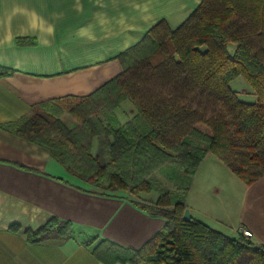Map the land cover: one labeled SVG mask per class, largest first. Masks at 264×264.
Masks as SVG:
<instances>
[{
  "label": "trees",
  "instance_id": "obj_1",
  "mask_svg": "<svg viewBox=\"0 0 264 264\" xmlns=\"http://www.w3.org/2000/svg\"><path fill=\"white\" fill-rule=\"evenodd\" d=\"M122 58L121 76L90 96L34 107L11 127L13 134L108 192H153L159 184L150 177L166 167L173 169L170 175L192 179L208 154L247 186L264 178V0H202L177 30L160 22ZM13 74L0 67V77ZM238 77L257 103L242 102L231 89ZM126 100L137 109L126 127L102 130L94 123L93 116L112 114ZM66 113L74 125L62 120ZM102 134L106 164L93 155V140ZM188 192L182 185L173 193L164 190L161 209L151 213L167 221L165 228L139 251L106 246L111 263L264 264V245L184 221ZM72 230V223L54 218L25 237L31 245L63 243ZM94 253L104 259L98 248Z\"/></svg>",
  "mask_w": 264,
  "mask_h": 264
},
{
  "label": "crops",
  "instance_id": "obj_2",
  "mask_svg": "<svg viewBox=\"0 0 264 264\" xmlns=\"http://www.w3.org/2000/svg\"><path fill=\"white\" fill-rule=\"evenodd\" d=\"M201 2L0 0V67L14 72L0 77V264H122L111 263L106 246L139 251L165 228L164 218L127 192L100 190L72 176L11 127L38 105L90 96L121 76L125 53L162 21L177 30ZM93 150L97 155L96 142ZM183 184L193 220L234 239L246 229L251 243L264 245V178L247 186L208 154ZM54 218L72 223L68 240L27 242V230Z\"/></svg>",
  "mask_w": 264,
  "mask_h": 264
},
{
  "label": "rangeland",
  "instance_id": "obj_3",
  "mask_svg": "<svg viewBox=\"0 0 264 264\" xmlns=\"http://www.w3.org/2000/svg\"><path fill=\"white\" fill-rule=\"evenodd\" d=\"M235 50L234 46L229 47V51L233 53ZM231 89L237 94L239 99L242 102L255 104L258 102V97L255 92L250 88L248 83L243 77H238L231 83ZM134 112H131V111ZM137 115V109L135 108L134 104L130 100H126L120 103L117 108L114 109L112 114H108L107 112H99L95 116L92 117L94 123L97 124L99 128L102 130H107L108 128H123L126 127L128 124L132 122V120ZM65 124L74 125L75 120L72 119L68 113L62 118ZM94 143H97V155L94 153L93 155L95 158H98L102 164H106L109 162V158L104 153V150L100 151V145L102 147V143L106 141L104 134L98 136L96 139L93 140ZM101 152V153H100ZM173 170L172 168L166 167L159 172H156L154 175L150 177L153 182H157L159 185H153V192L147 193L142 192L139 195H134L131 192H127L132 200L137 202L144 208L154 210H160V200L162 197V192L165 190L167 193H173L178 185H182L183 187L186 185L183 184L184 181H189L190 179L186 176H182L181 174L177 175H170L169 171ZM175 171V170H174ZM178 173V172H177ZM93 186V185H92ZM95 187V186H94ZM97 188V187H96ZM164 188V189H163ZM98 189V188H97ZM100 189V188H99ZM102 190V189H100ZM105 191V190H104ZM174 207H171L173 209Z\"/></svg>",
  "mask_w": 264,
  "mask_h": 264
},
{
  "label": "built area",
  "instance_id": "obj_4",
  "mask_svg": "<svg viewBox=\"0 0 264 264\" xmlns=\"http://www.w3.org/2000/svg\"><path fill=\"white\" fill-rule=\"evenodd\" d=\"M252 238V233L246 229H241L239 240L248 241Z\"/></svg>",
  "mask_w": 264,
  "mask_h": 264
},
{
  "label": "water",
  "instance_id": "obj_5",
  "mask_svg": "<svg viewBox=\"0 0 264 264\" xmlns=\"http://www.w3.org/2000/svg\"><path fill=\"white\" fill-rule=\"evenodd\" d=\"M183 219L186 222H191L193 220V216H192L191 212L188 209H186Z\"/></svg>",
  "mask_w": 264,
  "mask_h": 264
}]
</instances>
